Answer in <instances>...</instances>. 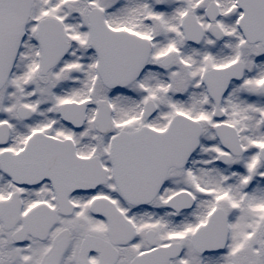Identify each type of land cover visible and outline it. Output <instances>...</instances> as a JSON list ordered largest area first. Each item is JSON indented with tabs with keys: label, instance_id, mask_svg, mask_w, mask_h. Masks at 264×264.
Instances as JSON below:
<instances>
[{
	"label": "snow or ice",
	"instance_id": "snow-or-ice-1",
	"mask_svg": "<svg viewBox=\"0 0 264 264\" xmlns=\"http://www.w3.org/2000/svg\"><path fill=\"white\" fill-rule=\"evenodd\" d=\"M0 264H264V0H0Z\"/></svg>",
	"mask_w": 264,
	"mask_h": 264
}]
</instances>
